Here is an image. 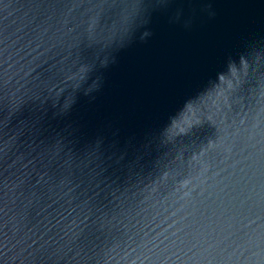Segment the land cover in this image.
<instances>
[{"label": "water", "instance_id": "obj_1", "mask_svg": "<svg viewBox=\"0 0 264 264\" xmlns=\"http://www.w3.org/2000/svg\"><path fill=\"white\" fill-rule=\"evenodd\" d=\"M122 2L0 0V264H264V0Z\"/></svg>", "mask_w": 264, "mask_h": 264}, {"label": "clouds", "instance_id": "obj_2", "mask_svg": "<svg viewBox=\"0 0 264 264\" xmlns=\"http://www.w3.org/2000/svg\"><path fill=\"white\" fill-rule=\"evenodd\" d=\"M112 7H117V5L114 3ZM119 7L121 8L119 20L107 37L105 46L114 41L122 45L128 40L136 22L144 15L149 6L144 3V0H123ZM227 76L231 81L230 94L234 97L235 103H240L242 96L238 94L244 90L246 85L253 98L257 101H264V49L254 48L242 55L238 62L231 63ZM53 91L48 88L53 103H55L60 93L55 92V95H52ZM71 102L72 99L69 97L64 106L67 107Z\"/></svg>", "mask_w": 264, "mask_h": 264}]
</instances>
